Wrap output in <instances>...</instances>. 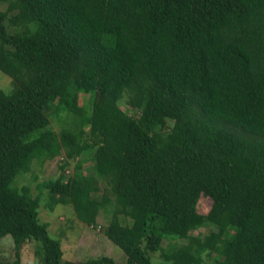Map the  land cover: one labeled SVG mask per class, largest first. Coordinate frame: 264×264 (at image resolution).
Masks as SVG:
<instances>
[{
	"label": "trees",
	"instance_id": "16d2710c",
	"mask_svg": "<svg viewBox=\"0 0 264 264\" xmlns=\"http://www.w3.org/2000/svg\"><path fill=\"white\" fill-rule=\"evenodd\" d=\"M2 52L16 77L0 90V239L15 258L0 264H21L29 241L36 264H113L63 259L42 191L12 186L62 154L38 188L87 225L109 213L125 264H264V0H17L0 14Z\"/></svg>",
	"mask_w": 264,
	"mask_h": 264
},
{
	"label": "rangeland",
	"instance_id": "374dc122",
	"mask_svg": "<svg viewBox=\"0 0 264 264\" xmlns=\"http://www.w3.org/2000/svg\"><path fill=\"white\" fill-rule=\"evenodd\" d=\"M9 2H17V0H0V14L5 10L6 5ZM9 30V29H8ZM5 55L4 52L0 53V58ZM16 73L8 74L0 67V90L9 92L15 82ZM95 101L101 100L100 94H95ZM79 104L88 105L90 97L88 95L78 96ZM119 105L127 114H133V106L129 97H124ZM52 112H50V115ZM139 116V120L143 126H145V120L143 115L135 114ZM51 127L53 130L58 131L62 126L52 117ZM67 125V122L64 123ZM63 154L58 155L52 160L40 162L38 159H34L31 165V171L19 173L12 186L20 189L23 185H29L33 195L41 193V205L38 209V217L40 222L47 223V230L50 237L57 239L61 242V248L63 251V259L65 260H87L91 258H97L101 256L110 257L113 259V264H125L126 255L120 248V241L122 238L119 232L120 228L107 230V224L110 219V214L106 212H100L97 217L95 225H87L79 221L71 204H56L53 209L50 208L51 200L48 196L47 188L39 189L38 185L47 181L49 178L59 176V165L63 159ZM74 161H70L65 168V175L71 174L73 171ZM90 162L84 164V172L89 173ZM104 185V184H103ZM101 185V188L103 187ZM101 191H103L101 189ZM101 192L98 193L100 195ZM210 201L208 198L202 197L199 202V210L201 212L207 211ZM126 227H131L130 220L127 219L124 223ZM209 232L208 227H203L198 230H194L191 233L203 237V235ZM177 242H185V240H176ZM174 242V243H175ZM163 246H167L168 241L162 242ZM35 244L33 241L26 242L21 248V264H36L37 256L34 254ZM216 254L210 255L203 254L204 261L201 264H215ZM149 257L152 262L156 263L160 260V254L158 252L149 253ZM15 258L13 241L10 235L4 236L0 239V262L8 263ZM220 261V259H217Z\"/></svg>",
	"mask_w": 264,
	"mask_h": 264
}]
</instances>
